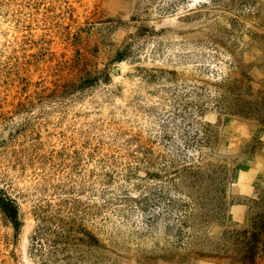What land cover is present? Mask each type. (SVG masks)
Instances as JSON below:
<instances>
[{
  "label": "rangeland",
  "instance_id": "obj_1",
  "mask_svg": "<svg viewBox=\"0 0 264 264\" xmlns=\"http://www.w3.org/2000/svg\"><path fill=\"white\" fill-rule=\"evenodd\" d=\"M236 91L264 92V0H0V264H233L264 213ZM70 200L98 241L38 252Z\"/></svg>",
  "mask_w": 264,
  "mask_h": 264
},
{
  "label": "trees",
  "instance_id": "obj_2",
  "mask_svg": "<svg viewBox=\"0 0 264 264\" xmlns=\"http://www.w3.org/2000/svg\"><path fill=\"white\" fill-rule=\"evenodd\" d=\"M235 98L228 99L225 98L221 112L224 114L238 115L246 118H253L258 120L261 124L264 125V92L259 91L258 93H254L253 91L241 94V91H236ZM245 95H248V99H245ZM225 103H231L226 106ZM217 125H213L212 123H207L205 127V135H207L208 140L205 141L207 143H211L217 137ZM215 132V133H214ZM214 139V140H213ZM9 205L6 206L5 214L9 216V218L16 223L17 221V213L18 208L14 199L9 200ZM259 206L264 207V196H259L255 201ZM80 202L75 201H66L65 204H61L55 210V214H51V217L48 215V210L43 209L42 214L39 215L40 223L35 230V234L32 237V244L35 250L38 252L42 251L43 248H46L47 243L44 242V238L48 234H58V241H53L50 244L51 248H58L60 245H64V248L71 245H79V242L83 243V238L77 235L78 230L86 234L91 241H98L95 235L91 233V231L87 230L84 225L83 217L79 215L81 212ZM51 222L52 226L48 223ZM186 220L183 226L186 225ZM251 228L250 230H244L241 232L237 229L228 230L225 235V244L228 245L231 241L241 243L238 251L236 252V256L232 258L233 264H258L257 258L261 252L264 251V243L259 240L261 236L264 235V213H258L255 216H251L250 218ZM182 227V226H181ZM241 233L244 236L241 239ZM183 230L181 228L178 231V235H182ZM251 234V238H247L248 235ZM78 238V239H77ZM181 241V240H180Z\"/></svg>",
  "mask_w": 264,
  "mask_h": 264
}]
</instances>
